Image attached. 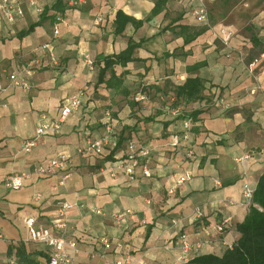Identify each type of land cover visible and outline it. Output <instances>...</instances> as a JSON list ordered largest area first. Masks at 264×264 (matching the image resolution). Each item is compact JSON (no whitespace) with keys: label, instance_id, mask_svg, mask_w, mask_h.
Masks as SVG:
<instances>
[{"label":"crops","instance_id":"crops-1","mask_svg":"<svg viewBox=\"0 0 264 264\" xmlns=\"http://www.w3.org/2000/svg\"><path fill=\"white\" fill-rule=\"evenodd\" d=\"M54 1L11 0L9 18L0 0V179L17 171L32 173L20 189L0 185V264L10 259L12 244H22L39 264H47V249L31 239L26 220L32 217L36 226L53 229L63 202L76 204L66 214L62 234L78 242V251L70 249L77 264H185L201 254L222 255L239 240L237 224L251 207L244 189L248 185L255 189L264 173V54L248 63V56L245 62L231 52L241 47L246 54L252 47L243 31L245 8L242 5L237 15L227 8L230 0H205L209 8H218L220 17L186 44L178 34L180 25L197 30L206 25L193 13L197 0H168L155 17L150 15L156 0H84L55 23L41 19L43 9ZM118 10L144 23L139 28L129 24L122 34H115ZM255 11L251 27L264 26V11L260 7ZM97 16L102 17L100 22ZM222 30L232 33L228 46ZM130 39L140 43L134 53L137 60L116 67L118 75L124 72V87L130 92L125 96L121 89L98 86V68L91 69L85 56L96 61L119 53ZM34 59L43 65L24 74ZM255 60L256 67L251 68ZM201 61L206 66L194 75L204 80L203 98L177 105L182 114L201 112L199 128L187 130V119H175L164 102H175V87L190 76L187 66ZM13 73L24 76L31 88L14 86L9 78ZM79 90L84 92L80 109L57 133L44 136L26 152L25 142L38 125L58 118L69 96ZM140 95L143 99L136 100ZM133 99L138 104L134 107ZM108 109L116 114L117 137L125 126L133 127L131 134L126 131L127 139L115 149L79 154L80 146L105 134ZM154 114L155 121H145ZM175 136L179 145L173 147ZM131 138L149 150L139 159L151 169L150 177L142 176V166L136 167L135 180L110 170L125 156ZM63 152L72 160L68 177L60 170L50 176L34 174L36 167ZM186 171L192 179L168 193L173 174ZM127 210L130 213L117 225L112 214ZM223 219L228 222L218 231L216 225ZM182 234L190 245L187 250ZM105 235L110 238L108 246L99 240Z\"/></svg>","mask_w":264,"mask_h":264},{"label":"built area","instance_id":"built-area-1","mask_svg":"<svg viewBox=\"0 0 264 264\" xmlns=\"http://www.w3.org/2000/svg\"><path fill=\"white\" fill-rule=\"evenodd\" d=\"M4 4V9H6V14L9 18H13V13L10 10L11 7V0H2ZM84 0H69L70 6H77ZM9 8V9H8ZM17 14L22 15L23 11L20 8L16 10ZM194 15L200 21L206 23L209 27H211V19H210V10L205 2V0H197V5L193 9ZM102 20L101 16H97L96 21L100 22ZM224 36L222 37L223 42L225 45L229 44L232 33L225 32L222 30ZM55 34L59 33L58 27L54 29ZM47 44L44 45V48H47ZM228 46V45H227ZM50 59L53 64H56V58L52 51H50ZM86 62L89 64L91 69L95 68V60L92 59L89 55L85 56ZM257 60L252 62L250 66H254ZM43 63L40 59H34L26 67L23 69L24 74L30 75L34 68L42 66ZM12 84L16 87H21L24 90H29L31 88L30 83L24 76L19 74H11L9 76ZM1 88V83H0ZM83 90H79L78 92L69 96L67 102L62 106V110L60 116L53 120H44L42 121L37 129L36 134L29 138L24 145V150L29 152L32 147L37 145L39 141L47 135L57 133L61 128L63 123L67 120L71 113L80 109L82 102H83ZM143 99V95L137 97L136 100ZM174 101V99H172ZM227 108L228 106L225 105ZM170 112L173 116H179L182 114V110L180 107L171 108ZM107 121H106V131L105 134L100 139L89 140L87 144L84 146H80L77 150L79 154H102L106 148L115 149L117 147L118 137L116 134V127L114 125V119L112 118L111 111H106ZM185 128L190 130L191 123L189 120L185 121ZM187 137V135H185ZM171 146L176 147L179 145V137L175 136L170 143ZM149 154L148 148L140 146L136 141H130L127 144V151L124 157L118 159V161L113 162L110 166V170L112 173H116L118 171L125 173L129 176L131 180L136 179V167L142 166V176L150 177L151 176V169L143 162H140V157H147ZM194 151L191 149L188 151V156H193ZM72 163L71 157L66 153H59L58 155L50 158L45 164H42L35 168L34 174L39 176H50L55 174L56 171H65V178L69 176V169ZM30 172L27 171H17L9 173L5 178L0 179V185H4L8 189H20L26 179L31 177ZM192 179V174L189 171L185 173H174L173 174V184L168 189V193L174 194L179 187L184 185L185 183L189 182ZM243 195L245 200L252 205L254 189L249 185L243 191ZM39 197V194H38ZM74 205L69 202H63L58 207V218L53 225V229L60 231L61 234H55L52 228L43 227V226H36L35 219L30 217L26 220V225L29 229L31 239L37 243L43 244L47 249L48 260L47 264H77L76 259L74 256L70 254V249L74 251H78V242L74 239H70L62 234L63 230H65L67 222H66V214L69 209H71ZM97 214H103L101 210L96 209ZM130 213V210L127 211H118L112 214V218L117 225L122 224L124 219L126 218L127 214ZM196 216L197 218L202 217V210L197 208L196 209ZM228 222L227 219H223L221 223L216 225V229L218 231H223L224 225ZM3 235L0 231V238ZM184 238V248L187 250L189 249L190 245L186 241V235L182 234ZM100 242L104 246H108L110 244V238L108 236H101ZM9 264H16L14 259H10ZM116 264H124L123 261H117Z\"/></svg>","mask_w":264,"mask_h":264},{"label":"trees","instance_id":"trees-1","mask_svg":"<svg viewBox=\"0 0 264 264\" xmlns=\"http://www.w3.org/2000/svg\"><path fill=\"white\" fill-rule=\"evenodd\" d=\"M167 2L168 0H156L150 17H155L164 11L167 6ZM73 7L76 6H70L69 0H55L51 6L45 7L43 9L41 13V19H50L52 23H55L62 16H64L67 9ZM179 19L180 18L178 17L176 20ZM40 22H38V24ZM143 23V20H137L133 16L126 14L123 10H118L116 12V18L114 21V32L115 34H122L129 24L134 25L135 28H139ZM208 29H210V27L207 24L201 27L199 30L186 25H180L178 34L184 36L185 43L187 44L191 43V41L195 40ZM254 29L255 28L253 27L249 29L251 32L250 45L252 47H250L247 55L249 57L247 60L248 63H250V61L254 60L256 57L264 54V42L258 37L257 34H255ZM138 47H140V43L130 39L127 47L119 53L99 56L95 61V67H97L99 71L96 84L98 86L102 85L110 89H121L125 96L130 95V92L124 87V72L118 75L116 72V67H124L128 65V63L137 60V58L134 57V53ZM204 66H206L205 61L196 62L187 66V71L190 76H188L182 85L175 87V102H169L171 103L170 108H175L182 102L191 103L203 98V91L205 88L204 80L199 75H194V73ZM168 100H166L164 103L168 104ZM130 104L132 107L138 105L134 99L130 101ZM200 113L201 112L196 109L191 112H186L182 115H179L175 119L179 121L187 119L191 123V130H197L199 128L197 121ZM111 115L112 118H114L116 114L114 115V113L111 111ZM144 119L146 122L155 121L156 115H150ZM132 128V126H125L121 130L119 133L120 138H118L117 146L122 145V143L127 139V137L124 136L125 132L128 131L129 134H131ZM114 151L115 150H112V155ZM252 202L253 203L244 221L237 224V229L241 235L239 240L233 244L231 248H226L222 255H217L214 253L198 255L187 261L185 264H264V173L260 176L257 186L254 189ZM8 256L10 259H14L16 264H39V262H37L27 252L26 248L22 244L18 246L13 244L10 245L8 249ZM10 259L6 264H9Z\"/></svg>","mask_w":264,"mask_h":264},{"label":"rangeland","instance_id":"rangeland-1","mask_svg":"<svg viewBox=\"0 0 264 264\" xmlns=\"http://www.w3.org/2000/svg\"><path fill=\"white\" fill-rule=\"evenodd\" d=\"M248 4L247 6L246 5H244V4ZM209 5V3L207 4V6ZM243 5V6H242ZM212 6V5H211ZM241 6L243 7V8H245V11L242 13L241 12ZM229 7V9H232V11L234 10V13H236L237 15L238 14H243V23H244V25H243V31L245 32V34L247 35V36H251V32H250V28H251V26H254V24H253V22L251 21V19H250V16H251V13H257L256 11H255V9H256V7H260V11L261 10H263L264 11V0H230L228 3H227V8ZM208 8H209V6H208ZM211 9V8H210ZM233 16H236V15H233ZM219 17H220V13H219V10H218V8H213L212 7V9L210 10V19H211V23L213 24V20L215 21V20H217V19H219ZM231 17V16H230ZM229 17V18H230ZM254 28V27H253ZM256 30V31H255ZM255 34H257L259 37L261 36V37H263L264 38V26H262V27H258V28H255ZM219 44H221L222 45V43L221 42H219ZM232 53H235V54H237V56L239 57V60L240 59H242V60H244L245 62H247L246 61V59H247V54L248 53H246L245 54V51H244V49L243 48H238V49H233L232 51H231ZM241 52V53H240ZM249 52V51H248ZM242 62V61H241ZM248 66H249V64H248ZM250 67V66H249ZM256 66H251V68H255ZM169 102H172V100H168V104L171 106V103H169ZM222 104H223V106H225L226 104L225 103H223L222 102ZM171 109V108H170ZM227 109H228V107H227Z\"/></svg>","mask_w":264,"mask_h":264}]
</instances>
